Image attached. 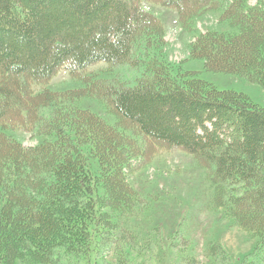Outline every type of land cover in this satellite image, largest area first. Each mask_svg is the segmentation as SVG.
Returning <instances> with one entry per match:
<instances>
[{"label": "trees", "instance_id": "1", "mask_svg": "<svg viewBox=\"0 0 264 264\" xmlns=\"http://www.w3.org/2000/svg\"><path fill=\"white\" fill-rule=\"evenodd\" d=\"M157 1L183 13L185 6L219 0ZM136 2L0 0V73L22 79L42 108L33 119L32 130L41 136L37 147L23 149L0 134V254L6 251L13 261L24 252L50 257L56 250L99 259L108 250L110 264H137L132 247L138 238L123 226L139 202L125 174L137 156L130 139L67 103L43 110L53 97L45 83L65 64L72 70L142 65L135 49L148 47L158 32ZM224 18L238 24L239 34L200 37L194 58L206 60L209 70L235 72L264 87V0L254 7L231 0ZM165 68L156 64L134 87L111 86L109 102L150 140L213 164L214 179L234 195L230 209L237 223L264 239L263 108L242 95L203 88L200 80L179 82ZM12 83L0 82L1 130L30 124L20 82Z\"/></svg>", "mask_w": 264, "mask_h": 264}, {"label": "rangeland", "instance_id": "2", "mask_svg": "<svg viewBox=\"0 0 264 264\" xmlns=\"http://www.w3.org/2000/svg\"><path fill=\"white\" fill-rule=\"evenodd\" d=\"M136 1L159 34H151L153 38L148 47L143 43L135 49L133 57L141 56L142 65L135 68L129 62L97 63L83 70H72L70 64H65L45 83L44 87L53 97H47L43 110L47 113L55 105L67 103L77 112H85L86 116L91 115L120 130L130 139L129 144L137 156L125 174L130 187L139 195V202L128 224L123 223V226L138 238V245L132 247L137 264H264V239L237 223L230 209L234 195L226 191L227 186L223 187L217 176L214 179L213 164L196 154L142 135L136 125L116 112L108 98L111 86L134 87L151 76L153 66L163 64L172 79L184 84L200 80L203 88L242 95L264 110L261 84L235 72L209 70L206 60L194 58L193 49L200 37L239 34L238 24L224 18L231 0L194 3L185 6L183 13L157 0ZM259 1L248 0V4L254 7ZM189 73L195 76L185 78ZM11 79V75L0 73V82L6 86L13 87L12 82H20L18 93L30 109V124L23 121L17 129L7 127L6 130H1L4 127L0 126V134L23 149H33L41 140L32 130L33 119L42 108L37 104L39 100L27 95L22 79ZM204 93L208 94L206 89ZM7 124V121L2 122L4 126ZM91 161L97 167V159ZM20 245L17 244V248ZM5 253L2 252L0 258L7 257V264L8 260L9 264H110L113 260V253L108 250L101 253V258L92 254L88 260L63 250H56L50 257L22 252L15 261Z\"/></svg>", "mask_w": 264, "mask_h": 264}]
</instances>
